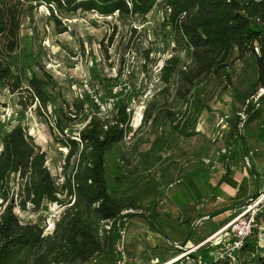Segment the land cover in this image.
Here are the masks:
<instances>
[{
	"label": "trees",
	"instance_id": "trees-1",
	"mask_svg": "<svg viewBox=\"0 0 264 264\" xmlns=\"http://www.w3.org/2000/svg\"><path fill=\"white\" fill-rule=\"evenodd\" d=\"M40 4L49 6L51 18L59 26L60 16L96 12L102 17L116 15L123 31L127 27L125 42L122 40V46L116 47L119 52L116 76L102 78L92 67V79L101 85H96L100 102L108 98L117 100L109 116L100 115V105L86 90L71 101L55 100L59 96L58 81L36 57L32 42L28 41L29 32L25 33L28 37L23 42V21ZM154 8L165 13L176 46L161 65L141 125L150 122L159 127L165 121L183 119L190 110L206 108L199 87L219 80L233 85L236 64L251 57L255 59L257 78H252L250 84L264 88V0H0V93L4 89L13 93L26 91L31 93L30 105L37 97L43 104L51 101L58 106L53 127L61 132V140L68 148L64 178L58 183L45 163L40 146L22 124L3 135L0 264H83L101 254L115 264L121 258L119 243L130 217L125 210L130 207L111 193L106 159L130 127L132 105L147 91L148 84L145 81L140 84L138 77L146 78L158 63V58L153 56L156 47L143 46V41L134 35L137 28L133 26L134 20L145 18ZM113 28L109 44L101 49L106 59L112 57L110 47L117 24ZM66 30L67 26L59 28V32ZM130 52L136 55V65L128 70V78L124 80L128 85L115 91L111 82L121 80L127 71ZM258 101L264 102V92ZM253 106L248 108L249 116L243 120V128L251 121ZM82 121L85 123L79 138L70 136L67 128ZM240 123L232 124L229 138L242 136L246 144ZM259 137L264 141V128ZM72 160L75 164L71 166ZM14 175H19L18 187L12 189ZM254 175L257 177L255 172ZM50 203H59L64 209L55 222L54 232L46 235L42 222L47 216L41 213ZM29 205L40 215L36 221L22 222L15 209H26ZM156 218L157 214L150 215L152 222ZM103 223L109 227L102 233ZM258 248L259 238L255 234L243 246L253 252ZM202 254L206 258L207 250H202ZM254 262L264 264V255L257 253ZM221 263L225 262L214 264Z\"/></svg>",
	"mask_w": 264,
	"mask_h": 264
},
{
	"label": "rangeland",
	"instance_id": "rangeland-1",
	"mask_svg": "<svg viewBox=\"0 0 264 264\" xmlns=\"http://www.w3.org/2000/svg\"><path fill=\"white\" fill-rule=\"evenodd\" d=\"M60 17L61 26L51 18L48 5H36L23 21V42L27 41L25 33L29 32L28 41L32 42L36 57L58 81L59 96L56 95L55 100L61 102L66 98L71 101L85 90L97 97L96 85H101L97 81L94 83L92 70L102 78L116 76L119 54L116 47L122 46V40L125 42L127 27L123 31L116 15L102 17L96 12ZM115 24L118 28L110 47L112 57L106 59L101 49L109 44ZM62 26H67V30L59 32ZM133 26L137 28L134 35L143 41V46L156 47L153 56L158 58V63L149 70L146 78L138 77L140 84L142 81L148 84L147 91L132 105L134 114L130 127L123 141L106 159L110 191L130 207L125 210L130 217L119 243L121 258L115 264H162L186 249L202 244L233 218L232 209L227 214L228 219L223 220L217 218V214L213 215L219 210L217 207L206 211L207 214L202 211L211 199L222 200L219 192L223 176L236 170V166H246L257 175L255 178L250 171L253 190L246 201L264 195V141L259 137L264 128V102L258 101L264 88L250 84L252 78H257L255 59L251 57L236 64L233 85L219 80L199 87L206 108L190 110L183 119L177 118L173 123L165 121L154 127L149 122L143 126V113L155 91L161 65L174 52L176 41L161 9L154 8L145 18H137ZM135 56L132 52L127 53V71L121 80L111 82L115 91L128 85L124 80L128 78V70L136 65ZM116 101L108 98L104 102L108 111L100 112V115L109 116ZM30 102L31 93L26 91L13 93L4 89L0 93V146L3 135L22 124L40 146L54 178L62 183L68 148L61 140V132L53 127L58 106L51 101L43 104L37 97L33 104ZM253 104L251 121L243 128V120L248 118V108ZM238 121L246 144L242 136L234 140L229 138L232 124ZM84 123L76 122L66 131L79 138ZM175 124L179 130L173 127ZM74 164L72 160L71 166ZM13 179L12 189L18 187L19 175H14ZM63 209L59 203H50L42 209L41 214L47 216L42 222L46 235L54 232L55 222ZM15 211L22 222L36 221L40 215L31 205L26 209L17 207ZM152 214H157L154 222L150 220ZM258 220L264 221V216ZM108 227L109 224L103 223L102 233ZM210 244L208 241L204 246ZM259 249L262 250L254 255L250 250L239 252V260L237 256L229 264L254 263L257 253L264 255V240H260ZM83 264L112 263L108 256L101 254Z\"/></svg>",
	"mask_w": 264,
	"mask_h": 264
},
{
	"label": "built area",
	"instance_id": "built-area-1",
	"mask_svg": "<svg viewBox=\"0 0 264 264\" xmlns=\"http://www.w3.org/2000/svg\"><path fill=\"white\" fill-rule=\"evenodd\" d=\"M100 105L101 112L106 113L108 106L101 103L98 97H94ZM225 151V150H224ZM234 216L227 224L216 231L205 242L193 248L186 249L181 254L173 258L172 263L180 262L183 264H214L216 262H232L243 248L246 239L255 234L260 240H264V221L258 219L264 216V195L250 198L242 205L233 209ZM211 239V240H210ZM212 239H214L212 241ZM211 241L210 246L215 248L209 252V258H205L202 252H197L200 246ZM258 250H262L259 249ZM171 263V264H172ZM249 264H256L250 262Z\"/></svg>",
	"mask_w": 264,
	"mask_h": 264
},
{
	"label": "crops",
	"instance_id": "crops-1",
	"mask_svg": "<svg viewBox=\"0 0 264 264\" xmlns=\"http://www.w3.org/2000/svg\"><path fill=\"white\" fill-rule=\"evenodd\" d=\"M250 171L251 174L254 175V170L248 169L246 166H236V170L234 171H229L226 175L223 176V183L222 186L220 187V194L222 196V200L217 202L214 199H211L210 202L207 203L205 206V210L202 211V214H207L206 211H211L210 209H214V207H217L219 209L217 212V218L222 217L223 219H228L229 210L239 207L242 205L246 200L247 196L252 192V182H251V177H250ZM256 173V172H255ZM261 177V176H260ZM259 177V178H260ZM256 178V177H255ZM217 200V199H216ZM219 214V215H218ZM215 217V219H216ZM196 246V245H195ZM215 247L210 246V245H202L199 247V252H202V250L206 249L207 250V258H209V252L214 249ZM246 253L247 250L241 249L240 253ZM252 255H254V252L251 251ZM255 261V260H253Z\"/></svg>",
	"mask_w": 264,
	"mask_h": 264
},
{
	"label": "bare ground",
	"instance_id": "bare-ground-1",
	"mask_svg": "<svg viewBox=\"0 0 264 264\" xmlns=\"http://www.w3.org/2000/svg\"><path fill=\"white\" fill-rule=\"evenodd\" d=\"M173 261H167V262H164L162 264H171Z\"/></svg>",
	"mask_w": 264,
	"mask_h": 264
},
{
	"label": "water",
	"instance_id": "water-1",
	"mask_svg": "<svg viewBox=\"0 0 264 264\" xmlns=\"http://www.w3.org/2000/svg\"><path fill=\"white\" fill-rule=\"evenodd\" d=\"M243 143H244V139H243Z\"/></svg>",
	"mask_w": 264,
	"mask_h": 264
}]
</instances>
